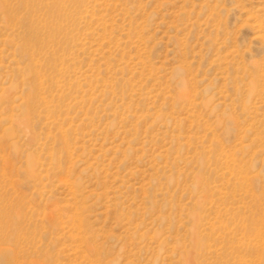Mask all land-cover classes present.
I'll use <instances>...</instances> for the list:
<instances>
[{
  "label": "rangeland",
  "instance_id": "rangeland-1",
  "mask_svg": "<svg viewBox=\"0 0 264 264\" xmlns=\"http://www.w3.org/2000/svg\"><path fill=\"white\" fill-rule=\"evenodd\" d=\"M0 264H264V0H0Z\"/></svg>",
  "mask_w": 264,
  "mask_h": 264
}]
</instances>
